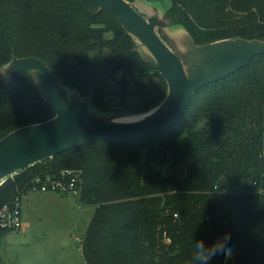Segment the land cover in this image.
Segmentation results:
<instances>
[{
    "label": "trees",
    "instance_id": "16d2710c",
    "mask_svg": "<svg viewBox=\"0 0 264 264\" xmlns=\"http://www.w3.org/2000/svg\"><path fill=\"white\" fill-rule=\"evenodd\" d=\"M164 17L197 44L264 39V0H170ZM137 45L90 0H0V81L13 57L35 56L100 104L109 86L125 87V73L135 72L143 87L151 82L152 106L167 85L156 69L143 81ZM263 105L259 53L196 89L162 132L76 143L7 176L0 207L20 200L35 178L73 169L76 200L94 206L80 241L83 264H217L223 245L233 248L227 264H264ZM53 114L36 73L26 72L0 95V139ZM8 230L0 225V244Z\"/></svg>",
    "mask_w": 264,
    "mask_h": 264
},
{
    "label": "water",
    "instance_id": "95a60500",
    "mask_svg": "<svg viewBox=\"0 0 264 264\" xmlns=\"http://www.w3.org/2000/svg\"><path fill=\"white\" fill-rule=\"evenodd\" d=\"M90 1L114 16L148 50L154 66L166 81L167 101L163 109L147 119L107 122V118L86 111V100L78 103L70 97L59 78L40 58L13 57L5 68V78L0 81V95L10 92L26 72L34 71L42 95L54 114L0 139V180L76 143L135 139L162 132L179 120L196 89L226 77L254 55L264 53V39L239 37L203 43L199 48H214V54L205 71L189 76L179 56L156 32L155 18L143 17L126 0Z\"/></svg>",
    "mask_w": 264,
    "mask_h": 264
},
{
    "label": "rangeland",
    "instance_id": "374dc122",
    "mask_svg": "<svg viewBox=\"0 0 264 264\" xmlns=\"http://www.w3.org/2000/svg\"><path fill=\"white\" fill-rule=\"evenodd\" d=\"M128 2L143 17L155 18L156 32L176 52L189 76L199 75L205 71L214 54V48H199L201 44L192 42L179 24L169 23L165 19L164 13L170 0H129ZM136 41L138 52L147 64L144 72L147 77L143 78V81H147L156 67L148 50L139 40L136 39ZM121 74V71L116 73L115 81H121ZM124 78L128 82L127 85L125 87L120 84L109 86L103 95L104 103L100 104L93 103L89 93L82 94L76 87L69 85H64V87L68 95L78 103L86 100L87 112L105 119L119 121L124 116L140 114H143L142 119H147L163 109L167 101V89L160 100L151 106L150 99L145 97L151 82L144 83L143 87L140 84L142 81L140 82L135 72L134 74L125 73ZM150 110V113L145 114ZM262 137L264 150V128ZM164 171L166 168L163 169ZM5 178L1 179L0 183ZM246 181L244 178L241 179V183ZM241 183L232 188L239 189ZM29 191H26L28 193L22 198L24 212L21 227L18 230L6 231L1 238V264H83L80 241L86 231L94 206L78 203L76 196L72 194Z\"/></svg>",
    "mask_w": 264,
    "mask_h": 264
},
{
    "label": "built area",
    "instance_id": "2783aa9c",
    "mask_svg": "<svg viewBox=\"0 0 264 264\" xmlns=\"http://www.w3.org/2000/svg\"><path fill=\"white\" fill-rule=\"evenodd\" d=\"M78 172L73 169H63L58 175H46L37 177L31 185L30 191H53L61 194L78 193L76 186ZM19 201L12 204H3L0 207V225L10 230H17L21 227V211Z\"/></svg>",
    "mask_w": 264,
    "mask_h": 264
},
{
    "label": "clouds",
    "instance_id": "9594fccd",
    "mask_svg": "<svg viewBox=\"0 0 264 264\" xmlns=\"http://www.w3.org/2000/svg\"><path fill=\"white\" fill-rule=\"evenodd\" d=\"M233 248L231 245L221 246L216 253L217 264H227V261L232 256Z\"/></svg>",
    "mask_w": 264,
    "mask_h": 264
},
{
    "label": "bare ground",
    "instance_id": "6f19581e",
    "mask_svg": "<svg viewBox=\"0 0 264 264\" xmlns=\"http://www.w3.org/2000/svg\"><path fill=\"white\" fill-rule=\"evenodd\" d=\"M150 112H151V110L149 112H146L145 114H148ZM142 115L143 114L133 115V116L132 115L131 116H124V117L120 118V120L117 119L119 121H115L114 119L113 120L112 119H106V121L107 122H113V123H123L124 121H133V120L138 121V120L143 118Z\"/></svg>",
    "mask_w": 264,
    "mask_h": 264
},
{
    "label": "crops",
    "instance_id": "0c3cea01",
    "mask_svg": "<svg viewBox=\"0 0 264 264\" xmlns=\"http://www.w3.org/2000/svg\"><path fill=\"white\" fill-rule=\"evenodd\" d=\"M29 192H40V193H42V192H52V191H29ZM28 193V192H27ZM27 193H25V194H23L22 196H21V198H20V201H19V205H20V211H21V220H22V213L24 212L23 210H22V206H23V202H22V198L24 197V196H26V194ZM58 193V192H57ZM61 194V193H60ZM18 230V229H17Z\"/></svg>",
    "mask_w": 264,
    "mask_h": 264
}]
</instances>
